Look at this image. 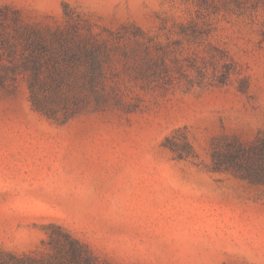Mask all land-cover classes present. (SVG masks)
Listing matches in <instances>:
<instances>
[{
	"label": "rangeland",
	"instance_id": "374dc122",
	"mask_svg": "<svg viewBox=\"0 0 264 264\" xmlns=\"http://www.w3.org/2000/svg\"><path fill=\"white\" fill-rule=\"evenodd\" d=\"M27 30L103 48L56 119ZM53 224L100 264H264V0H0V260Z\"/></svg>",
	"mask_w": 264,
	"mask_h": 264
},
{
	"label": "trees",
	"instance_id": "16d2710c",
	"mask_svg": "<svg viewBox=\"0 0 264 264\" xmlns=\"http://www.w3.org/2000/svg\"><path fill=\"white\" fill-rule=\"evenodd\" d=\"M24 39L25 62L14 63L12 71L31 72L28 79L30 101L37 112L56 119L55 108H48L47 102L56 106L61 102L68 104L69 97L60 99L56 93L69 84L72 74L80 73L84 82L93 91L97 90L104 73L101 63L103 48L91 34L82 37L75 32L48 31L45 34L39 30H27ZM237 153L242 157L246 154L241 150ZM1 253L5 257L0 264H100L85 243L54 224L48 227L43 247L32 254Z\"/></svg>",
	"mask_w": 264,
	"mask_h": 264
}]
</instances>
